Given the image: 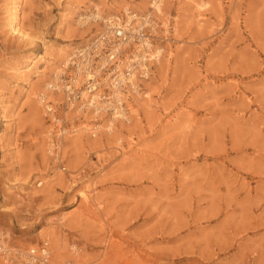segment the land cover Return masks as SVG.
I'll return each mask as SVG.
<instances>
[{"label":"rangeland","instance_id":"1","mask_svg":"<svg viewBox=\"0 0 264 264\" xmlns=\"http://www.w3.org/2000/svg\"><path fill=\"white\" fill-rule=\"evenodd\" d=\"M12 1L0 0V234L11 250L0 264L43 243L50 264H264V0H195L209 4L200 17L187 0H162V16L154 0H25L29 41L6 28ZM94 5L169 22V49L128 100L130 123L113 122L117 137L108 118L44 91L75 130L51 150L37 96L57 60L102 30L77 21Z\"/></svg>","mask_w":264,"mask_h":264},{"label":"built area","instance_id":"2","mask_svg":"<svg viewBox=\"0 0 264 264\" xmlns=\"http://www.w3.org/2000/svg\"><path fill=\"white\" fill-rule=\"evenodd\" d=\"M130 12V11H129ZM124 14L107 23L88 43L73 50L50 83L49 90L60 94L65 110L90 112L96 119L127 122V102L139 95L160 53L169 42L170 26L155 20L151 12ZM43 116L48 122L50 147L70 133L64 116L57 115V104L41 94ZM55 139V140H54ZM11 250L6 236L0 234V258L8 261ZM22 264H50L47 243L25 252H16Z\"/></svg>","mask_w":264,"mask_h":264},{"label":"bare ground","instance_id":"3","mask_svg":"<svg viewBox=\"0 0 264 264\" xmlns=\"http://www.w3.org/2000/svg\"><path fill=\"white\" fill-rule=\"evenodd\" d=\"M167 1V0H166ZM169 1V0H168ZM188 1V3L191 5V6H193L194 7V9L199 13V17L201 16V12L203 11V10H205L206 8H208L209 7V4H208V2H196L195 0H187ZM198 1V0H197ZM25 2V0H13L12 2H11V7L8 9V18H7V20H6V28H8V31H9V33L11 34V35H13V36H15V37H18V38H20L21 40H24V41H29L30 39H31V37L24 31V29H23V27H22V25H21V23H20V10H19V8L22 6V3H24ZM145 3V2H144ZM6 6V5H5ZM161 6H162V0H154V1H152V3H151V8L156 12V14H158L159 16H162L163 15V11H162V8H161ZM23 7V6H22ZM149 7V6H148ZM143 9V8H142ZM5 10H7V9H5ZM114 10V9H113ZM21 11H22V9H21ZM123 12H124V14L126 15V17L130 20V16H129V10H128V8H127V6H125L124 8H123ZM116 13V12H115ZM104 11H102L101 9H100V7L98 6V5H94V8H93V12H92V14H90V15H88V16H84V17H80L77 21H78V23L79 24H82V25H86V23L88 22V20H92L93 22H95V23H98V21H101V23H107V22H109V21H111V20H113V19H116L118 16H115L114 14H113V12H111V11H108L106 14H107V16H104ZM180 14V13H179ZM119 15V14H118ZM168 15V14H167ZM179 16V15H178ZM203 19V17L201 18V19H199V21H203L202 20ZM81 20H84L83 22H81ZM198 20V19H197ZM63 23V22H62ZM77 23V24H78ZM98 24H100V23H98ZM165 26H166V23L164 22L163 23ZM200 25V24H199ZM81 26V25H80ZM91 28H92V26H91ZM97 29H100V27L98 28L97 27ZM89 32V31H88ZM38 38V37H37ZM167 45H169V43H167ZM166 45V47L165 48H167L168 47V49H169V46H167ZM165 48L162 50V52L160 53V57L159 58H157V60H156V64L158 65V69H162V63H161V58L163 59V58H165V56H164V52H165ZM69 58H70V56H69V54H68V52H65L64 53V55H62L61 56V59L60 60H57V61H60L59 63H60V65H65V64H67V62L69 61ZM27 59V58H26ZM43 59V58H42ZM51 59V58H50ZM167 59V58H166ZM30 60V59H29ZM57 61H55V62H57ZM168 61V60H167ZM34 62V61H33ZM36 62V61H35ZM169 63V62H168ZM17 64V63H16ZM29 64V63H28ZM15 65V64H14ZM33 65V64H32ZM59 66V65H58ZM56 67V68H54L53 70H50V71H52L51 73H52V77L50 76V78H49V80L51 81L52 79H53V75H56L57 74V72H58V70H59V67ZM13 68V67H12ZM37 68V67H36ZM11 69V68H10ZM52 69V68H51ZM12 70V69H11ZM10 70V71H11ZM17 70V69H16ZM24 70V69H23ZM29 70V69H28ZM44 71V70H43ZM16 72V71H15ZM35 72H42V70L41 69H37V71H35ZM43 73V72H42ZM41 73V74H42ZM163 73H165V71L163 72ZM44 74V73H43ZM160 74H162V73H160ZM26 79V78H25ZM23 80V79H22ZM49 80L47 81V82H44V85H43V89H42V92H40L41 94H44V91H47V93H49L51 96H53V100L54 101H57V100H59V98L58 97H60V95L59 94H56V93H52V92H50V91H48L49 89V86H50V83L51 82H49ZM29 81V80H28ZM27 82V81H26ZM17 83V82H16ZM21 83V82H20ZM38 88H39V86H38ZM27 93V92H26ZM148 94V93H147ZM146 94V95H147ZM36 96H37V93H36ZM148 96H149V94H148ZM140 97H143V96H140ZM37 98H38V100H37V104L38 103H41V100H40V97L39 96H37ZM58 98V99H57ZM61 98V97H60ZM137 98V97H136ZM3 101V100H2ZM137 101V100H136ZM145 101V100H144ZM40 105V104H39ZM38 105V106H39ZM131 105V104H130ZM144 105V104H143ZM131 107V106H130ZM2 109H3V107H2ZM36 108L34 107L32 110H31V113H32V117H36L35 116V112H36V110H35ZM38 109V108H37ZM149 110V109H148ZM138 112H139V110H138ZM38 113V112H37ZM134 113H135V117H136V119H138L139 118V114L137 113V110H134ZM69 116V115H68ZM87 118H90V117H87ZM4 119V118H3ZM32 119V118H31ZM32 120H36V119H32ZM126 120H127V122H128V124L130 123V117L128 116L127 118H126ZM140 120V119H139ZM126 122V123H127ZM121 124H122V122H120ZM125 123V124H126ZM112 123L111 124H107V135L109 136V137H113L114 135L116 136V134H119V133H117V131L115 132V130L113 129V127H112ZM85 126V125H84ZM104 126H106V124L104 125ZM116 126V125H115ZM130 127V126H129ZM82 129H84L83 131H87V129L85 130V128L82 126L81 127ZM91 128V127H90ZM89 128V129H90ZM136 128V127H135ZM130 130V129H129ZM128 130V131H129ZM77 131H81V130H77ZM93 133H95L94 131H93ZM44 134V133H43ZM87 134V133H86ZM124 134V133H123ZM75 135H76V133H75ZM125 135V134H124ZM82 136H84V135H82ZM80 137H81V134H78L75 138H73L72 140H71V143L70 144H72V145H74L75 147H76V145H77V142L79 141V139H80ZM108 137V138H109ZM117 137V136H116ZM115 137V138H116ZM46 138V137H45ZM44 138V139H45ZM66 138H68V137H66ZM70 138H72V136H70ZM124 139H126V138H124ZM81 140V139H80ZM116 141H117V144H121L122 143V141H123V139H122V137L120 136V137H118L117 139H115ZM43 141V143H44V140H42ZM63 141H66V140H63ZM81 143V142H80ZM76 144V145H75ZM79 144V143H78ZM87 144H88V146H93V147H98L99 145H100V143H99V140H98V138L97 139H89L88 141H87ZM68 146V145H67ZM73 146V147H74ZM77 146H80V145H77ZM69 147V146H68ZM82 147V146H81ZM79 148V147H78ZM44 150V149H43ZM76 150V149H75ZM45 155V154H44ZM46 156V155H45ZM45 158V157H44ZM70 170V169H69ZM71 171V170H70ZM62 174V173H61ZM59 177H60V175H58ZM63 178V177H62ZM54 179H56L55 178V176H54ZM62 180V179H61ZM45 181L47 182L48 181V179H45ZM51 181V180H50ZM38 185H42V183H39ZM84 190V189H83ZM79 196L81 197V198H84V199H86V200H88V194L85 192V190L84 191H80L79 192ZM97 204V203H96ZM53 237H55V236H53ZM52 238V237H51ZM56 238V237H55ZM58 239V238H57ZM52 240L54 241V239L52 238ZM52 241V242H53ZM55 244V243H54ZM58 244V243H57ZM59 246V245H58ZM65 247V246H64ZM58 249V248H57ZM54 250V249H53ZM62 250V249H61ZM77 251V250H76ZM76 251H74V254H75V257L76 258H74V262L75 263H78L77 262V256H79V254L76 252ZM58 256H60L59 255V253L57 254V257ZM58 261V260H57ZM59 261H61V260H59ZM54 264V263H53Z\"/></svg>","mask_w":264,"mask_h":264}]
</instances>
